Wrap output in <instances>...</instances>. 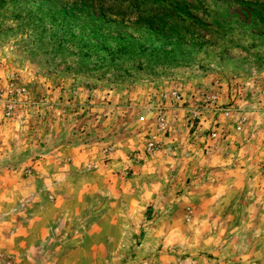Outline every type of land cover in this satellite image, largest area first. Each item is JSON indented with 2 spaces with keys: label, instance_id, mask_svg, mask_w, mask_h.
I'll return each mask as SVG.
<instances>
[{
  "label": "clouds",
  "instance_id": "clouds-1",
  "mask_svg": "<svg viewBox=\"0 0 264 264\" xmlns=\"http://www.w3.org/2000/svg\"><path fill=\"white\" fill-rule=\"evenodd\" d=\"M230 25L169 55L0 41L12 264H250L247 242L264 244V36Z\"/></svg>",
  "mask_w": 264,
  "mask_h": 264
},
{
  "label": "rangeland",
  "instance_id": "rangeland-1",
  "mask_svg": "<svg viewBox=\"0 0 264 264\" xmlns=\"http://www.w3.org/2000/svg\"><path fill=\"white\" fill-rule=\"evenodd\" d=\"M237 1L242 0H146L152 8L143 19L130 2L121 0L110 6L101 0H0V41L28 42L37 53L75 41L83 47L103 48L111 42L120 50L140 47L169 55L182 54L181 43L191 42L197 33L225 34L233 20L264 36V24L250 21ZM256 7L264 18V4ZM131 13L138 14L134 24L128 23ZM173 24L176 27L170 31ZM256 63L264 60L257 57ZM247 244V261L264 264L259 238ZM12 259L0 252V264H12Z\"/></svg>",
  "mask_w": 264,
  "mask_h": 264
},
{
  "label": "trees",
  "instance_id": "trees-1",
  "mask_svg": "<svg viewBox=\"0 0 264 264\" xmlns=\"http://www.w3.org/2000/svg\"><path fill=\"white\" fill-rule=\"evenodd\" d=\"M121 1L130 2L133 5V7H135L139 15H144V17H142L143 19L147 18L146 13L152 8V6H147V3H145L146 0H121ZM237 2L239 3L240 6H242L245 10L248 11V17L250 21L256 20L258 23L264 24V20H263L264 18L262 16H259L258 13H256V8H257L256 6H259L260 4L259 0H242V1H237ZM175 27H176L175 24L171 25L170 31H172L173 28Z\"/></svg>",
  "mask_w": 264,
  "mask_h": 264
}]
</instances>
